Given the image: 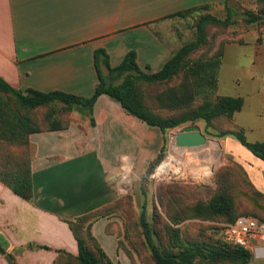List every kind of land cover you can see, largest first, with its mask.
Instances as JSON below:
<instances>
[{
	"label": "crops",
	"instance_id": "1",
	"mask_svg": "<svg viewBox=\"0 0 264 264\" xmlns=\"http://www.w3.org/2000/svg\"><path fill=\"white\" fill-rule=\"evenodd\" d=\"M221 1L0 0V78L22 91L91 97L99 82L97 49L112 67L134 50L141 69L158 72L184 45L183 31L172 24L176 14L216 9ZM100 70L108 75L105 66ZM93 117L95 126L85 116L67 129L30 136L31 201L0 181V264H53L60 251L77 255L68 221L119 199L114 180L121 164L104 146L119 144L127 129L142 132L143 124L107 95L97 99ZM114 221L97 220L92 233L111 264H133L107 231ZM251 253L247 264H264V242H255Z\"/></svg>",
	"mask_w": 264,
	"mask_h": 264
},
{
	"label": "trees",
	"instance_id": "2",
	"mask_svg": "<svg viewBox=\"0 0 264 264\" xmlns=\"http://www.w3.org/2000/svg\"><path fill=\"white\" fill-rule=\"evenodd\" d=\"M257 4L258 13L252 15V22H256L260 15L264 16V0H257ZM214 10L211 6H205L176 14L182 18L194 17L191 25L195 29V39L175 52L158 72H143L134 50L129 51L118 66L112 67L107 52L97 49L95 65L99 82L94 94L88 98L61 91L42 92L32 88L22 91L0 78V181L20 198L32 200L30 136L64 130L70 125L69 119L66 121L57 116L52 106L56 102L65 105L62 110L66 113H71L74 105L83 107L89 114L91 125L95 126L93 107L101 95H107L117 101L128 115L149 128L159 129L162 134L198 119L210 127L217 118L229 119L240 111L244 105L242 97L215 93L222 64V46L226 40H221L217 48L216 41L227 32L225 28L233 21L230 8H227L225 19L218 18ZM199 51L202 53L198 59L192 60L193 53ZM101 65L108 70V76L126 74L125 79L118 85L109 84L101 73ZM178 79L180 81L174 83ZM228 135L235 137L264 162V141H248L244 129L240 127L221 130L214 136L222 138ZM161 157L160 154L156 163L160 162ZM152 168L153 165L150 170ZM150 170L149 176L153 173ZM239 181L244 184L242 188ZM193 191L200 194V199L191 204L189 195L183 189L161 187L158 198L162 212L155 206L153 224L149 223L143 211L138 225L133 229L132 249H127L119 240V249L129 256L133 264H247L251 261V251L208 235L206 230L209 228L204 222L230 224L241 216L250 215L264 222V215L259 212L257 204L264 200V195L255 189L237 165L221 168L216 189L203 187ZM167 194H171L172 198H181L169 202ZM244 196L255 204L252 205L254 208L243 203ZM126 207L118 200L68 221L77 241L78 254L60 251L53 264H111L94 237L92 226L101 218L116 216L123 221ZM133 216L135 213L132 210L129 218ZM181 224H184L183 228L177 227ZM112 226L109 223L107 231L116 234Z\"/></svg>",
	"mask_w": 264,
	"mask_h": 264
},
{
	"label": "rangeland",
	"instance_id": "3",
	"mask_svg": "<svg viewBox=\"0 0 264 264\" xmlns=\"http://www.w3.org/2000/svg\"><path fill=\"white\" fill-rule=\"evenodd\" d=\"M216 7L214 13L221 19L226 18L227 8H230L233 23L225 28L227 32L221 34L216 41L217 48L221 40H226L222 46V64L215 93L219 96L242 97L245 105L229 119L217 118L210 127L202 119L170 129L164 134L159 129L149 128L143 123H141L143 124L142 132L137 128L127 129V127L119 144L104 146V149H109L108 156L111 154L112 162L116 161L118 165L121 164L119 177L114 180V183L118 182L116 187L119 199L116 201L120 200L128 207L124 208L125 219L122 221L115 216L113 218L118 221L111 224L119 237L117 238L123 242L127 249H132L131 242L135 236L133 229L139 223L140 214L145 211L147 220L153 224L152 217L155 206L162 212L158 198L161 187L174 186L183 189L185 194L189 195L192 204V201L200 199V194L193 190L203 187L216 189L221 168L237 165L255 189L264 195V162L254 156L235 137L228 135L217 138L214 136L221 130L240 127L244 129L248 141H264V16L260 15L256 22L250 21L253 19L252 15L258 13L257 0H222ZM172 20V24L183 31L182 34L185 37L179 47L183 43L185 45L195 39V29L191 25L194 21L193 16ZM225 29L222 28V30ZM201 53L202 51L193 53L192 60L198 59ZM147 69L149 68L141 70L152 74ZM125 77L126 74H114L107 75L106 79L109 84L118 85ZM179 81L180 79L174 83L177 84ZM52 106L56 109L57 116L66 121L69 119L70 124L74 119L78 122L85 119V116L89 117L87 110L80 109L81 106L78 105L73 106L71 113L62 110L65 105L61 102H56ZM44 113L45 111L42 112V114ZM187 125H198L206 136L218 140V142L210 140L209 142L214 143L213 148L210 150L208 147L207 150L202 151L199 159L192 161L187 160L189 157L186 156V153L183 154L180 149L173 146L176 145L175 135ZM160 154L162 155L161 160L156 163ZM169 155H173L181 162L180 168L157 175L158 168ZM126 159L130 163L126 167L127 173L125 172ZM152 165L153 173L149 176L148 171ZM238 184L241 188L244 185L241 181ZM193 192L194 194H192ZM167 196L170 199L169 202L181 198V196L172 198L171 194H167ZM128 198L129 200H127ZM243 203L249 207L255 205L246 196H244ZM257 204L259 212L264 215V200L258 201ZM132 210L135 216L129 218V212ZM228 224L221 221L204 222V225L209 228L206 233L223 242H225L223 229ZM177 227L183 228L184 224ZM131 252L133 251L131 250Z\"/></svg>",
	"mask_w": 264,
	"mask_h": 264
},
{
	"label": "built area",
	"instance_id": "4",
	"mask_svg": "<svg viewBox=\"0 0 264 264\" xmlns=\"http://www.w3.org/2000/svg\"><path fill=\"white\" fill-rule=\"evenodd\" d=\"M224 240L251 251L255 242H264V222L254 216H241L223 229Z\"/></svg>",
	"mask_w": 264,
	"mask_h": 264
},
{
	"label": "water",
	"instance_id": "5",
	"mask_svg": "<svg viewBox=\"0 0 264 264\" xmlns=\"http://www.w3.org/2000/svg\"><path fill=\"white\" fill-rule=\"evenodd\" d=\"M210 140L218 142L206 136L198 125H187L175 135L176 145L189 150L202 148Z\"/></svg>",
	"mask_w": 264,
	"mask_h": 264
},
{
	"label": "bare ground",
	"instance_id": "6",
	"mask_svg": "<svg viewBox=\"0 0 264 264\" xmlns=\"http://www.w3.org/2000/svg\"><path fill=\"white\" fill-rule=\"evenodd\" d=\"M173 146H175V148L180 149L183 154L186 153V156L189 157L187 159L188 161H192L194 159H199V157L201 156L202 151L207 150V148L209 147V145L206 144L202 148L195 149V150H188L186 148H181V147H179L177 145H173ZM209 148L211 150V148H213V147H209ZM217 161L218 160L216 159V162ZM180 163L181 162L178 161L173 155H169V157L158 168L156 173H157V175H161V174L167 173V171L169 172L170 170H172V171L178 170L180 168Z\"/></svg>",
	"mask_w": 264,
	"mask_h": 264
}]
</instances>
